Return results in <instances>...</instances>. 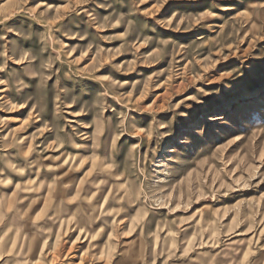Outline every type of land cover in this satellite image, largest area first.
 <instances>
[{"label":"rangeland","instance_id":"rangeland-1","mask_svg":"<svg viewBox=\"0 0 264 264\" xmlns=\"http://www.w3.org/2000/svg\"><path fill=\"white\" fill-rule=\"evenodd\" d=\"M0 264H264V0H0Z\"/></svg>","mask_w":264,"mask_h":264},{"label":"bare ground","instance_id":"bare-ground-1","mask_svg":"<svg viewBox=\"0 0 264 264\" xmlns=\"http://www.w3.org/2000/svg\"><path fill=\"white\" fill-rule=\"evenodd\" d=\"M67 157V156H66ZM67 159V158H66ZM25 165V164H24ZM29 165H33L32 163H29ZM22 167V166H21ZM21 167H19V168H21ZM25 167V166H24ZM11 169L12 170H15V168L14 167H12V165H11Z\"/></svg>","mask_w":264,"mask_h":264}]
</instances>
